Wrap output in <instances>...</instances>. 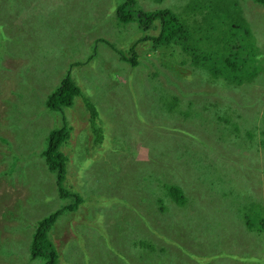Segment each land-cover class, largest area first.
I'll use <instances>...</instances> for the list:
<instances>
[{
    "label": "rangeland",
    "instance_id": "374dc122",
    "mask_svg": "<svg viewBox=\"0 0 264 264\" xmlns=\"http://www.w3.org/2000/svg\"><path fill=\"white\" fill-rule=\"evenodd\" d=\"M121 2H0V264H44L45 255L32 257L36 227L76 197L83 201L50 223L46 251L55 250L54 264H129L118 251L132 264H176L183 255L198 264H264V230L259 235L249 229L243 213L255 208L256 220L264 221V149L259 139L264 77L242 84L213 79L210 65L219 55L215 49L197 41L185 51L182 43L190 30L182 32L181 43L153 47L143 37L157 35L159 21L148 30L139 28L137 19L124 22L116 16ZM188 2L134 0L133 6L144 12L168 8L181 14ZM239 7L253 30L264 25V18L256 21L263 6L240 0ZM258 36L264 42V29ZM130 49L135 66L121 58L129 57ZM67 73L97 106V121L106 123L96 150L89 147L99 131L90 129L81 96L63 114L46 107L48 95ZM213 87L224 93L222 97L208 90ZM216 95L222 101L215 106L221 119L204 129L203 112L197 103H186L187 97L212 103ZM11 101L15 108L9 107ZM63 116L71 128L70 138L60 147L67 156L63 187L69 196L58 195L55 173L40 153L49 131L63 126ZM248 128L256 132L257 151L256 146L248 148ZM196 144L200 154L208 151L209 166L220 165L222 176L184 161V150H194ZM11 168V175L6 174ZM130 168L164 177L187 176L191 184L185 205L149 186L145 197L152 204L139 208L141 212L134 209L130 203L138 204L136 196L123 188ZM214 177L218 179L213 182ZM157 197L164 209L160 214ZM153 221H163L159 226L170 234L163 239L168 250L153 255L145 245L138 254L132 241L142 227L140 235L156 238L145 227L155 225ZM156 239L155 246L162 243ZM181 244L207 253V259ZM209 254L216 256L214 261Z\"/></svg>",
    "mask_w": 264,
    "mask_h": 264
},
{
    "label": "trees",
    "instance_id": "16d2710c",
    "mask_svg": "<svg viewBox=\"0 0 264 264\" xmlns=\"http://www.w3.org/2000/svg\"><path fill=\"white\" fill-rule=\"evenodd\" d=\"M251 1L259 6L264 7V0ZM0 2H6L8 4L10 0H0ZM239 2L240 0H189V2L185 4L184 9H182L183 12L179 14L168 8L144 12L140 8H135L133 6L134 0H122V2L117 7L116 16L124 22L136 21L135 19H137V25L143 30L150 29L154 26V21L158 20V34L155 36L146 35L143 37L149 38L153 47L168 45L171 42L181 43L180 36L182 32L186 33V31L190 30L192 34L188 35L189 39L182 43V48L185 51H188V44L190 46L192 43L197 41L201 47L203 44H208L209 47L215 49V53L219 54L218 59L210 65L211 77L227 84H242L245 82L254 81L257 77H264V42L263 39L261 40L258 36L260 28L264 29V25H258L256 26L257 30H253L246 18L243 17V15H240L241 10L239 7ZM256 15V21L260 18H264V12L262 11ZM0 23L3 24V20H1ZM139 40H141V38ZM130 51L131 55L129 57L121 55V58L129 59L132 62L131 66H135V57L133 51L131 49ZM208 90L214 92L215 94H219L221 97L224 94L217 87L208 88ZM193 91L191 93H193ZM77 96H81L85 107L88 110L90 129H92L93 133L99 131L93 136L94 140L89 147L96 150V145H100L104 139V125H106V123L103 121L100 122L99 120L97 121L96 117L98 114H100L97 106L89 99L88 96L83 94L82 89L73 81L70 73H67L66 76L60 79L57 88L48 95L47 99L45 100V104L50 110L59 111L63 114L64 109L72 106L74 98ZM189 97H187L188 100L186 103H197L199 110L203 112L205 120L207 121L204 124V129L207 127L208 123H213L215 118L221 119L218 110L215 107L217 102L219 105L222 104V101L217 99V95L216 97H213L212 103L205 101L200 103V99L197 100L198 97ZM12 102L13 101L9 103V107L13 106V108H15L16 105H12ZM208 108H212L216 111L214 112L212 109L210 110ZM238 116L239 112L235 109L234 121H236V123L234 122V125H238ZM70 130V125L67 124L65 116H63V126L59 128H52L49 131L47 134V143L40 152L41 155L44 156L43 159L45 164L48 166V170L55 173V184L59 196L60 194L62 196L70 195L69 191L63 187V180L66 176L67 156L60 148L61 146H64L67 143V139L70 138ZM237 131L238 130L234 129L235 133ZM245 132V137L247 136L250 139L248 148L250 149L251 147L256 146L255 149L257 151L258 148L255 144L257 141L255 139L256 132L251 128H248ZM260 132L262 134V136L259 138L260 146H262L264 149V122ZM216 142L220 143L221 141L216 140ZM197 145L198 144L194 146V150L190 148H186L184 150V161L196 170H201L202 172L215 170L219 173L218 176H222V172L217 170L220 165L213 162L214 166H209V163H207L208 151L200 154L198 150L199 145ZM107 150L108 149L105 151ZM105 151L101 150V152ZM179 157L181 158L182 155H179ZM258 163H260V158ZM5 172L6 174L11 175L13 169L11 168ZM185 175H187V173H185ZM168 179H172L173 181H168ZM217 179L218 177H214L212 179L210 178V180H213V182ZM190 184L191 183L187 179V176L172 175L164 177L163 175L158 176L149 173L138 172L137 169L130 168L124 176L123 188L126 189L128 193H133V195L136 196L135 200L138 201V204L130 203V205L133 206L137 211L141 212L139 208H143L152 204L151 202H148L145 197L149 186H154L164 197L167 196L172 201L183 204L184 206L187 198L185 192L187 189H189ZM125 196L126 194H123V198ZM75 199L76 201H74V203L61 205L54 212H51L47 217H44L42 220H40V223L36 227L37 230L35 234H33V238L31 240V252L33 258L45 255L46 262L44 264L55 263V258L57 255L55 250L51 248L46 251V245L49 244L46 242V240H48L47 235L50 223H52L58 215H61L64 209H73L74 207L76 208L77 204L83 201L80 197H76ZM90 201L92 202L93 200L90 199ZM156 203L159 205L158 214H160L164 210L163 208L161 209L160 197H157ZM243 213L245 224L248 226V228H253L254 231L260 235L264 230V221H258V219L256 220L259 211L255 208H251L243 210ZM252 213H254V215H252ZM250 216H252V219ZM153 222L155 225H149L146 223L145 227L150 229L152 234L155 233L154 236L156 238L162 239V243L160 242L159 245L155 246L154 243L156 242L155 240H157L156 238L149 236L148 234L140 235V233H144L145 231V228L142 227L144 231L140 232L139 235L135 237V240L132 241L133 246H138V249L136 250L138 254L140 250H142V247L144 249L145 245L147 246L148 251H150L153 255L156 254L159 256L164 250H168V245L163 239H165V235L170 238V234H166L162 227L159 226L163 221ZM154 227L157 228L159 234L155 232ZM181 246L187 252L197 255L201 259H207V253L196 251L183 244H181ZM117 254L120 256V259L123 262L132 264V261L127 260L123 251H118ZM209 257L212 259V261H214L216 256L209 254ZM182 258L183 261L176 264H198L191 260L187 255H183ZM140 260L143 261L145 259L141 258ZM189 260H191L193 263Z\"/></svg>",
    "mask_w": 264,
    "mask_h": 264
},
{
    "label": "bare ground",
    "instance_id": "6f19581e",
    "mask_svg": "<svg viewBox=\"0 0 264 264\" xmlns=\"http://www.w3.org/2000/svg\"><path fill=\"white\" fill-rule=\"evenodd\" d=\"M225 56V55H224Z\"/></svg>",
    "mask_w": 264,
    "mask_h": 264
}]
</instances>
